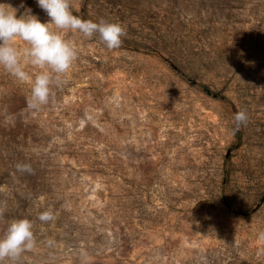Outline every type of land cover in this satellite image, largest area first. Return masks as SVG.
I'll list each match as a JSON object with an SVG mask.
<instances>
[{"label":"rangeland","instance_id":"1","mask_svg":"<svg viewBox=\"0 0 264 264\" xmlns=\"http://www.w3.org/2000/svg\"><path fill=\"white\" fill-rule=\"evenodd\" d=\"M71 5L127 34L64 33L78 58L39 110L0 66V238L28 218L36 241L0 264H264V0Z\"/></svg>","mask_w":264,"mask_h":264},{"label":"clouds","instance_id":"2","mask_svg":"<svg viewBox=\"0 0 264 264\" xmlns=\"http://www.w3.org/2000/svg\"><path fill=\"white\" fill-rule=\"evenodd\" d=\"M37 5L46 13L47 20L42 21L31 10L19 13L17 8L0 3V66L21 82L31 84V97L27 106L39 110L50 102L54 79L66 75L78 58L74 42L66 39V32H80L91 38L99 34L100 40L108 49L119 48L126 36V27L120 22L104 19L98 22L84 19L72 11L71 0H36ZM23 6V5H21ZM23 41L27 46L21 52L15 44ZM24 62L40 71L34 76L25 71ZM236 130L248 122L246 109L235 114ZM0 211V215H2ZM53 219L51 211L40 214L41 222ZM33 224L28 218L13 220L5 235L0 238V262L8 259L15 261L23 252L35 245ZM264 238V233L261 234Z\"/></svg>","mask_w":264,"mask_h":264},{"label":"water","instance_id":"3","mask_svg":"<svg viewBox=\"0 0 264 264\" xmlns=\"http://www.w3.org/2000/svg\"><path fill=\"white\" fill-rule=\"evenodd\" d=\"M190 82L193 83L194 85H197L198 87L202 88L203 90H205L206 92L212 94V95H215L217 97H219L220 95L213 91L212 89L206 87L205 85L201 84L200 82H198L196 79L194 78H190Z\"/></svg>","mask_w":264,"mask_h":264},{"label":"trees","instance_id":"4","mask_svg":"<svg viewBox=\"0 0 264 264\" xmlns=\"http://www.w3.org/2000/svg\"><path fill=\"white\" fill-rule=\"evenodd\" d=\"M1 163H2V165H5L3 161Z\"/></svg>","mask_w":264,"mask_h":264}]
</instances>
